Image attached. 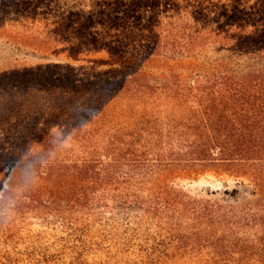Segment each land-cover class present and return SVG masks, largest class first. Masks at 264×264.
I'll use <instances>...</instances> for the list:
<instances>
[{
	"label": "trees",
	"instance_id": "trees-1",
	"mask_svg": "<svg viewBox=\"0 0 264 264\" xmlns=\"http://www.w3.org/2000/svg\"><path fill=\"white\" fill-rule=\"evenodd\" d=\"M0 80L52 153L0 264H264V0H0Z\"/></svg>",
	"mask_w": 264,
	"mask_h": 264
},
{
	"label": "rangeland",
	"instance_id": "rangeland-1",
	"mask_svg": "<svg viewBox=\"0 0 264 264\" xmlns=\"http://www.w3.org/2000/svg\"><path fill=\"white\" fill-rule=\"evenodd\" d=\"M92 56L93 54L90 55V57ZM52 60L61 64H70L75 66L80 65L77 64L76 61H68L66 59L53 58ZM28 62L34 66L38 63H44L32 57H28ZM88 65H90V63H87L85 67H89ZM9 82L11 83V81ZM6 83L7 82L0 80V159L7 155L10 146H21L28 144L26 141V143L21 144L18 139V131L20 129L22 115H25L26 108H23L22 105H19V103H17V94L13 92L6 93L2 90V87H4ZM186 188L191 195L204 196L205 194L212 193L210 195L211 199L223 200L228 203L237 205L238 203H241L245 200H250L254 198V195L247 187L238 186L237 182L226 178L221 179L210 175L199 178L196 182L187 185ZM233 190L234 192H232ZM224 191H227L228 195H225ZM26 204L27 202L25 200V203H23L22 205ZM22 221H24V224H22L21 226V231H16H19L20 236L24 238L29 236L30 234L36 235V232H38L37 234L41 233V235H43L44 233L48 234L50 232V229H48L46 225L42 224L41 222L40 223L42 225L40 223H37L38 221H34L30 216L24 217ZM0 233L3 232L0 231ZM47 234H45V236ZM57 237L58 236L53 233L51 238L46 237L47 239L45 241H41L40 245L43 246L42 248H46L47 246L50 248L59 246L58 244L62 243L61 239H59L57 243L53 245V242ZM64 240L67 241V238H64ZM99 257L102 258L100 253L98 255H95L93 253L87 258V264L102 263ZM65 259H67V257H65ZM60 264L66 263L61 262Z\"/></svg>",
	"mask_w": 264,
	"mask_h": 264
},
{
	"label": "clouds",
	"instance_id": "clouds-1",
	"mask_svg": "<svg viewBox=\"0 0 264 264\" xmlns=\"http://www.w3.org/2000/svg\"><path fill=\"white\" fill-rule=\"evenodd\" d=\"M52 153L35 143L10 146L0 159V225L10 224L39 184Z\"/></svg>",
	"mask_w": 264,
	"mask_h": 264
}]
</instances>
